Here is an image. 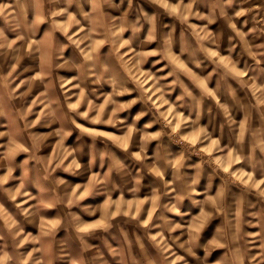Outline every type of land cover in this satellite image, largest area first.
Masks as SVG:
<instances>
[{"label":"rangeland","instance_id":"374dc122","mask_svg":"<svg viewBox=\"0 0 264 264\" xmlns=\"http://www.w3.org/2000/svg\"><path fill=\"white\" fill-rule=\"evenodd\" d=\"M0 264H264V0H0Z\"/></svg>","mask_w":264,"mask_h":264}]
</instances>
